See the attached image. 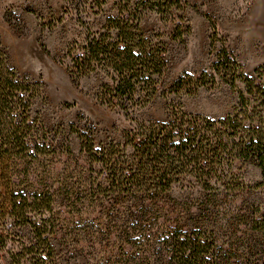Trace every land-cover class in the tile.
I'll return each mask as SVG.
<instances>
[{
	"label": "rangeland",
	"instance_id": "374dc122",
	"mask_svg": "<svg viewBox=\"0 0 264 264\" xmlns=\"http://www.w3.org/2000/svg\"><path fill=\"white\" fill-rule=\"evenodd\" d=\"M119 2L0 0V49L23 79L40 84L31 116L49 140L59 143L52 166L60 174L47 215L54 246L51 264H161L157 252L150 249L152 255L146 258L145 245L129 237L134 227L127 226L130 202L108 187L106 171L82 151L85 139L93 141L95 150L111 143L124 146L126 134L138 124L168 122L178 111L223 118L234 113L243 93L250 100L254 124L264 128L259 97L247 94L242 79L233 88L230 76L213 71L226 50L242 78L264 88V0H183L172 17L146 12L142 29L164 46L166 67L156 76L157 94L129 113L102 102L101 87L110 81L106 74L76 79L67 55L75 42H84L89 32L101 30L106 18L117 14ZM205 71L214 75V83L194 93L170 91L182 77H199ZM126 149L132 152L130 146ZM232 174L223 183H212L218 192L204 189L193 176L182 179L149 207L152 221L137 230L150 232L153 240L171 228L205 229L215 236L224 264H264L261 169L237 161ZM5 194L0 195V264H32L27 258L19 263L14 256L30 230H22L9 215Z\"/></svg>",
	"mask_w": 264,
	"mask_h": 264
},
{
	"label": "trees",
	"instance_id": "16d2710c",
	"mask_svg": "<svg viewBox=\"0 0 264 264\" xmlns=\"http://www.w3.org/2000/svg\"><path fill=\"white\" fill-rule=\"evenodd\" d=\"M183 4V0H120L117 14L107 17L101 30L89 32L84 42L69 47L71 73L76 79L106 74L110 81L99 93L106 105L119 106L126 113L144 106L158 92L155 79L162 76L166 60L164 46L146 36L141 20L148 11L172 17ZM218 58L213 71L230 76L227 81L233 88L236 79H242L247 94L259 97L264 106V88L242 78L226 50ZM214 80L207 71L199 77L187 75L170 91L194 93ZM39 86L23 79L0 49V195L7 193L9 215L22 230H30L25 246L14 256L19 263L27 258L32 264H51L54 246L47 215L60 174L52 166L59 143L49 140L47 131L31 116ZM249 105L243 93L234 113L223 118L178 111L168 122L140 123L126 134L124 146L111 143L95 150L91 139L84 140L82 151L106 171L108 187L130 202L127 226L134 227L129 237L145 245L146 258L152 249L161 264H224L215 236L205 229L171 228L151 240L150 232H140L136 226H148L149 207L189 176L204 189L218 192L212 183L229 180L233 165L243 161L259 166L264 179V128L254 124ZM129 146L132 152H127Z\"/></svg>",
	"mask_w": 264,
	"mask_h": 264
}]
</instances>
